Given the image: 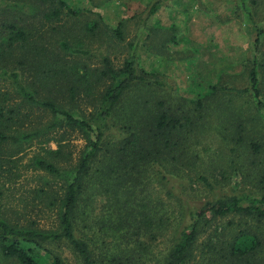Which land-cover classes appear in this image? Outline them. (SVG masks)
I'll list each match as a JSON object with an SVG mask.
<instances>
[{"label":"trees","instance_id":"16d2710c","mask_svg":"<svg viewBox=\"0 0 264 264\" xmlns=\"http://www.w3.org/2000/svg\"><path fill=\"white\" fill-rule=\"evenodd\" d=\"M163 2L154 1L150 17ZM258 3L241 0L244 19L251 25H257V13L250 4L256 7ZM33 4L42 18L16 15L0 25V71L17 86L15 96L9 91L0 93L1 195L16 189L26 168H32L39 184L29 190L31 197L20 200L21 210L11 207L0 216L4 258L18 264H64L58 254L51 257L46 247L64 245L81 264H147L149 243L173 228L176 241L163 256V264H194L203 222L229 214L264 222V173L258 180L252 178L264 149L247 130L245 114L224 96H255L257 106L261 95L257 59L249 69L247 87L215 84L208 95L195 100L183 96L174 97V103L164 97L145 100L136 91L142 84L151 86L147 92L173 87L161 75L140 68L136 50L121 67H115L107 56L100 65H92L88 37L101 29L99 22L69 28L68 22H60L63 11L72 17L80 11L62 0H33ZM35 18L52 23L41 36L33 33ZM158 33L152 30L151 39ZM263 34L260 30L257 44ZM114 35L123 39L121 23ZM215 98L219 101L211 107ZM258 106L264 108L262 102ZM211 132L215 139L222 135L235 141L229 143L234 157L206 148L204 141ZM75 134H80L85 146L74 162L69 141ZM33 142H56L58 149L41 146L25 166L22 154ZM201 147L210 154L202 155ZM241 154L243 159L238 160ZM234 172L253 186L243 189V196L212 198ZM249 192L260 198L248 197ZM245 200L249 206L242 204ZM35 210L55 212L54 227H41L29 218ZM134 238L138 247L123 243ZM212 251L199 264H224L221 258L214 259ZM221 251L228 264H264V240L254 230H241Z\"/></svg>","mask_w":264,"mask_h":264},{"label":"rangeland","instance_id":"374dc122","mask_svg":"<svg viewBox=\"0 0 264 264\" xmlns=\"http://www.w3.org/2000/svg\"><path fill=\"white\" fill-rule=\"evenodd\" d=\"M62 1L69 8L80 11L81 14L78 17H72L67 10H64L61 23L68 22L69 28L73 24H78V28H80L87 23L98 22L101 26L95 35L88 37V42H91L90 48L94 54L91 59L92 65H100L102 58L107 56L115 67H121L136 50L139 55L140 68L161 75L169 86L173 87L168 90L157 89L155 92H147L152 89L151 86L142 84L136 91L142 94L145 100L153 101L164 97L168 103H174L176 102L174 97L177 96L195 100L200 96L208 95L211 92L210 87L215 84L232 88L247 87L249 85V69L253 66V61L257 59L261 91L260 97L257 98V106L255 96H236L232 93H225L224 96L230 98L232 105L245 114L248 118V121L245 122L247 130L257 137V142L264 149V108L258 106V102L264 104V68L262 67L264 66V34L257 44L259 32L264 30V0H257L259 3L256 7L250 4L252 12L257 13V25H251L248 20L244 19L245 10L241 5V0H163L161 8L152 17L149 16V12L155 0ZM37 12L33 0H0V25L4 20H7L5 18L16 15L22 18L26 16L32 18L38 15L42 18L41 14ZM245 15L247 16V14ZM40 18H35L33 23L35 27L33 33L38 36L44 34L43 31L49 30V26L52 25L51 22ZM120 23L124 33L122 40L114 35V30ZM175 25L178 28L174 27L173 29ZM152 30L158 32L160 30V35L158 33L156 39H151ZM174 35H176V43L172 41ZM186 40H191L192 44L190 45ZM191 47L200 49V55L195 54V49ZM189 50L192 51V54ZM256 50L258 51L256 52ZM190 56L194 59L191 60ZM197 58L199 59L197 60ZM201 59L203 62H198ZM193 61L197 63L191 67ZM6 91L15 96L17 86L13 80L4 76L0 71V93ZM167 91L170 96H167ZM218 101L219 98L212 100L211 107L216 106ZM214 121V132L218 133V124L216 120ZM214 132H211L208 139L204 141L206 148H211V153L219 151L228 157H234L235 153L232 152V146L229 143L232 144L231 142L235 141L231 138L224 139L222 135H218V138L215 139ZM69 142L72 151H74L75 162L80 150L85 146V140L80 137V134H75ZM28 146L29 149L22 154L24 158L21 164L25 166H28L35 154L40 152L41 146L50 150L58 149L56 142L48 144L33 142ZM199 150L202 155L210 154V152L204 153L202 147ZM260 157H262L261 165L257 168V174L252 175V178H257V180L264 173V151ZM242 159L243 155L241 154L238 160ZM230 172L231 170L228 174ZM24 173L27 180L23 178L16 189L13 188L8 194L1 195L4 188L0 187V216L11 207L21 210L23 202L20 200L31 197L29 190L38 187L39 184L34 178L35 173L32 168L24 169ZM251 186L253 184L249 179L238 176L234 172L230 180L223 184V188H218L217 194H214L212 198L218 199L224 195L236 196L237 194L243 196L241 191L247 190ZM248 195V197L255 195L260 198L258 193L249 192ZM2 197H4L3 200H1ZM242 204L250 205L248 200L243 201ZM29 211L31 210L29 209ZM28 216L44 228H52L56 224V215L53 211L43 214L35 210ZM16 218L14 216V220ZM21 221L24 222V220ZM201 226L202 234L195 249L194 264L201 263L204 255L207 258L211 257L208 252L213 248L214 251L211 253L215 252L213 253L214 259L219 257L224 264H228L221 249L231 242L241 230H254L264 240V222L259 224L255 218L229 214L225 217L207 220ZM172 229L169 230L171 231L169 234L159 235L154 243H149L151 244V253L145 255L147 264H163V256L176 241V235L172 237L174 232ZM179 229L180 227H177V230ZM147 239L148 236L142 238L141 241L144 242ZM134 240L136 239H125L123 243H127L128 248L135 245L138 247V243H135ZM117 244L120 248L123 247L120 239H117ZM46 247L50 248L51 257L58 254L64 264H81L72 251L64 245ZM0 264L18 263L13 259L4 258L0 252Z\"/></svg>","mask_w":264,"mask_h":264}]
</instances>
